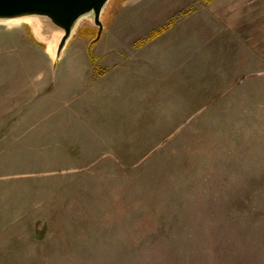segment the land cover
I'll return each instance as SVG.
<instances>
[{"label":"rangeland","instance_id":"rangeland-1","mask_svg":"<svg viewBox=\"0 0 264 264\" xmlns=\"http://www.w3.org/2000/svg\"><path fill=\"white\" fill-rule=\"evenodd\" d=\"M101 20L0 22V264H264V0Z\"/></svg>","mask_w":264,"mask_h":264},{"label":"water","instance_id":"water-1","mask_svg":"<svg viewBox=\"0 0 264 264\" xmlns=\"http://www.w3.org/2000/svg\"><path fill=\"white\" fill-rule=\"evenodd\" d=\"M110 0H0V21L32 17L45 18L50 24L64 33L58 47L61 54L69 41L76 24L82 18L93 15L99 28L96 39L100 40L104 24L102 14Z\"/></svg>","mask_w":264,"mask_h":264},{"label":"bare ground","instance_id":"bare-ground-1","mask_svg":"<svg viewBox=\"0 0 264 264\" xmlns=\"http://www.w3.org/2000/svg\"><path fill=\"white\" fill-rule=\"evenodd\" d=\"M83 19V18H82ZM81 19V20H82ZM20 19H17V20H9V21H0V22H17V21H19ZM79 22H80V20H79ZM79 22L76 24V26H75V28H74V30H73V32H72V35H71V37H70V39L74 36V34L76 33V31H77V28H78V25H79ZM33 26L35 27V31L37 32V33H39V34H41V33H43V32H46V33H49L48 31H47V29L44 27V26H42L41 24H39V23H37V22H34L33 21ZM61 34H62V36H61V39L63 38V36H64V33L63 32H61ZM69 39V40H70ZM54 54L57 56V51H55L54 50ZM57 58H58V56H57Z\"/></svg>","mask_w":264,"mask_h":264},{"label":"trees","instance_id":"trees-1","mask_svg":"<svg viewBox=\"0 0 264 264\" xmlns=\"http://www.w3.org/2000/svg\"><path fill=\"white\" fill-rule=\"evenodd\" d=\"M207 2H211L212 0H206Z\"/></svg>","mask_w":264,"mask_h":264}]
</instances>
